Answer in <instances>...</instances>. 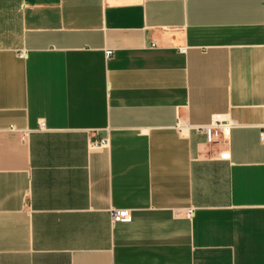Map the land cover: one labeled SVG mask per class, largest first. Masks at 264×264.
<instances>
[{"label":"crops","instance_id":"0c3cea01","mask_svg":"<svg viewBox=\"0 0 264 264\" xmlns=\"http://www.w3.org/2000/svg\"><path fill=\"white\" fill-rule=\"evenodd\" d=\"M263 125L264 0H0V264H264Z\"/></svg>","mask_w":264,"mask_h":264},{"label":"built area","instance_id":"2783aa9c","mask_svg":"<svg viewBox=\"0 0 264 264\" xmlns=\"http://www.w3.org/2000/svg\"><path fill=\"white\" fill-rule=\"evenodd\" d=\"M182 54L186 53V49L181 50ZM112 52H107V57L112 56ZM21 56H23V53H21ZM41 128L44 129V125H41ZM207 136L208 142L212 143L215 141L216 138H218L220 135H227L226 132V126L221 121H214L211 126L205 127L201 129ZM260 141L262 144H264V125L261 127L260 131ZM102 146L101 141L94 142L91 144V147L96 149L100 148ZM112 223L113 225L116 224H128L131 223L133 218L130 211L127 210H114L111 213Z\"/></svg>","mask_w":264,"mask_h":264}]
</instances>
